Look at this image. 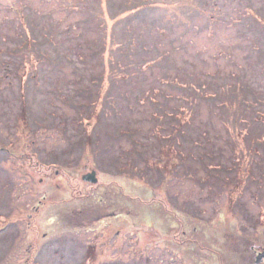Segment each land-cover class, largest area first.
Wrapping results in <instances>:
<instances>
[{
  "label": "rangeland",
  "instance_id": "obj_1",
  "mask_svg": "<svg viewBox=\"0 0 264 264\" xmlns=\"http://www.w3.org/2000/svg\"><path fill=\"white\" fill-rule=\"evenodd\" d=\"M263 235L264 0H0V264H255Z\"/></svg>",
  "mask_w": 264,
  "mask_h": 264
},
{
  "label": "flooded vegetation",
  "instance_id": "obj_2",
  "mask_svg": "<svg viewBox=\"0 0 264 264\" xmlns=\"http://www.w3.org/2000/svg\"><path fill=\"white\" fill-rule=\"evenodd\" d=\"M87 173H89V171H87ZM87 173L83 174L82 178L84 180V175H86ZM100 183V182H99ZM100 185L97 184L96 188L99 187ZM123 206V205H122ZM130 208V207H129ZM121 213H117V211H112L111 213H109L108 216H119ZM140 215V212L138 210H135V216ZM107 217V216H106ZM131 217L132 215H128V218ZM100 219V217L98 218V220ZM89 221V220H88ZM91 222L95 223L96 222V214L95 216H93L90 219ZM135 222V221H134ZM264 237V235H263ZM176 239V238H175ZM175 241V240H173ZM94 247V246H93ZM253 252H254V263L255 264H264V240L260 241V240H256V245L253 246Z\"/></svg>",
  "mask_w": 264,
  "mask_h": 264
},
{
  "label": "water",
  "instance_id": "obj_3",
  "mask_svg": "<svg viewBox=\"0 0 264 264\" xmlns=\"http://www.w3.org/2000/svg\"><path fill=\"white\" fill-rule=\"evenodd\" d=\"M84 179L89 180L91 182H95L96 181V176H95L94 171L89 172L86 175H84Z\"/></svg>",
  "mask_w": 264,
  "mask_h": 264
},
{
  "label": "trees",
  "instance_id": "obj_4",
  "mask_svg": "<svg viewBox=\"0 0 264 264\" xmlns=\"http://www.w3.org/2000/svg\"><path fill=\"white\" fill-rule=\"evenodd\" d=\"M157 60H158L157 58H154V59H152V62L151 63H153V62H155ZM213 96H215V95H213Z\"/></svg>",
  "mask_w": 264,
  "mask_h": 264
}]
</instances>
